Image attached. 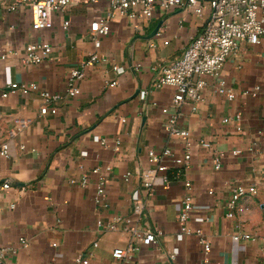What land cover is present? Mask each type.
<instances>
[{"label":"crops","instance_id":"0c3cea01","mask_svg":"<svg viewBox=\"0 0 264 264\" xmlns=\"http://www.w3.org/2000/svg\"><path fill=\"white\" fill-rule=\"evenodd\" d=\"M0 3V147L9 145V157L0 155V248L15 250L9 260L75 264L83 255L84 264H264V38L256 45L243 43L225 63L220 78L235 92L233 100L218 93L219 79L205 77L207 86L197 109L191 103L177 109L175 88L153 86L158 77L153 67L181 56L204 25L208 9L198 15L188 8H158L150 20L117 15L105 36L97 30L108 17L106 1L76 0L66 12L54 15V26L46 31L32 28L30 7L9 12L3 5L10 0ZM97 40L107 62L84 69V78L77 81L80 94L60 101L57 114H41L38 93L9 91L8 83H35L61 93L71 74L96 51ZM35 42L53 47L43 63L25 65L20 56L10 55H22ZM138 65L141 70H134ZM114 67L123 73L117 74ZM144 91L148 95L143 100ZM178 113L179 128L188 130L194 143L191 163L173 168L168 184L156 181L137 223L131 196L140 186L136 173L151 166L149 151L170 148L181 155L185 150L186 141L166 129ZM237 114L242 117L241 131L237 123L227 121ZM201 140L213 149L200 147ZM214 151L225 154L219 170ZM235 151L240 154L234 156ZM106 167L112 170L105 177L107 206L101 207L95 203L98 177L92 170ZM127 172L134 174L128 182L123 178ZM86 174L87 186L71 184ZM5 182L10 183L8 189L3 188ZM238 184L256 187L258 193L242 199L244 212L231 219L228 202ZM186 197L191 198L192 211L182 225L178 216ZM116 218L115 231L98 225L106 227ZM182 226L192 234L178 240ZM134 227L161 232L159 242L141 246L130 260H114L115 249L133 244ZM197 230L211 245L208 254ZM239 233L256 240L236 242L233 237ZM175 249L179 254L170 259Z\"/></svg>","mask_w":264,"mask_h":264},{"label":"built area","instance_id":"2783aa9c","mask_svg":"<svg viewBox=\"0 0 264 264\" xmlns=\"http://www.w3.org/2000/svg\"><path fill=\"white\" fill-rule=\"evenodd\" d=\"M76 0H10V3L3 5L9 12H15L23 7L32 9V28L35 31L50 30L54 26V15L57 12L64 13L73 5ZM88 3L98 1H106L109 4V13L107 20L102 22L97 30L99 35H108L110 32L109 21L117 15L126 16L131 19L142 15L145 19H152L158 8L170 11L179 8H188L198 15H202L207 9L209 15L198 32V34L190 41L184 49L180 57L166 62H160L153 67V71L157 74V80L154 82V87L169 86L176 89V94L173 100L175 108H181L186 103H191L193 110H196V103L202 99V91L207 86L205 77L219 79L218 93L226 96L229 100L235 98V92L228 86L227 81L221 77V71L231 55H237L240 52L241 45L248 43L251 45L258 44L264 38V0H86ZM1 2V0H0ZM1 5V3H0ZM69 21L64 23V27H69ZM165 44H168L165 42ZM96 51L86 58L79 69L75 70L67 83L64 91L61 93H52L48 90L41 89L37 84H23L21 86H13L8 83L11 93L20 92L24 95L29 93H38L42 102V115L57 114V104L65 98H74L80 94V89L77 86V81L84 78V69L86 67L107 62V59L99 53L101 48L100 41L94 42ZM53 52V47L49 43H31L29 44L22 55L18 52H12V56H20V60L25 65H39L49 59ZM7 55H2L5 59ZM134 70H141L138 65ZM117 74H122L123 69L114 67ZM112 83L111 85H115ZM259 90V88H257ZM249 94V93H246ZM148 92H141L140 96L144 100L147 98ZM254 95H256L254 93ZM3 97H7L8 93H4ZM164 112H167L165 109ZM179 113L174 115L169 124L167 131L175 136L186 141V146L183 154L178 155L170 148L164 149L157 153L155 150L149 151L150 167L136 173L140 179V186L132 196V211L136 216L137 223H140L145 215L147 197L154 194L155 184L158 179L164 183L170 182V171L173 168L187 167L192 160V150L194 143L190 140V132L179 128ZM242 117L237 114L235 117L228 119L237 123V130L241 131L240 125ZM97 140V139H96ZM102 145H106L104 140H101ZM119 144V143H118ZM199 146L210 150L213 145L210 142L201 140ZM86 155V153H83ZM240 152H233L234 156ZM0 155L9 157V145L4 143L0 147ZM225 154L223 152L214 151L215 169H221L222 160ZM111 167L105 169L95 168L92 174L98 177L96 188L95 203L98 206L106 207L103 200L105 194V177L106 173L111 172ZM179 171L176 174L178 176ZM134 174L127 172L123 178L126 182L133 178ZM89 175H84L79 181L73 180L71 184H79L83 187L87 186ZM190 187V183H186ZM10 187L9 182L3 184L4 189ZM143 191L146 197L143 196ZM258 190L256 187H248L243 184H238L232 192L228 202V217L234 218L237 212H244V207L241 204L242 199L248 195H256ZM192 203L191 198L186 197L184 200L183 211L180 212L178 219L182 225H185L191 218ZM118 220L115 219L112 223L103 225L98 222L99 227L106 230L115 231L118 229ZM197 222H203L202 218H198ZM131 220H127L130 224ZM133 244L127 249H115L112 253L113 259L119 262L132 259V254L139 251L141 246H151L159 242L161 232L151 229L141 230L139 227H134L131 230ZM192 231L187 227L182 226L181 233L177 236L178 240H182L185 235H191ZM196 235L201 244L204 245L205 253L211 249V245L205 239L202 230H197ZM234 241H255V237L248 233H239L234 235ZM24 247L28 246L25 239L20 240ZM13 248H0V264H14L9 260L8 256L14 254ZM178 249H175L170 255V259H175L178 255ZM75 264H84V256L80 255L75 260Z\"/></svg>","mask_w":264,"mask_h":264},{"label":"water","instance_id":"95a60500","mask_svg":"<svg viewBox=\"0 0 264 264\" xmlns=\"http://www.w3.org/2000/svg\"><path fill=\"white\" fill-rule=\"evenodd\" d=\"M158 30H159V27L153 32V34L151 36H154L155 34H157L158 33Z\"/></svg>","mask_w":264,"mask_h":264}]
</instances>
